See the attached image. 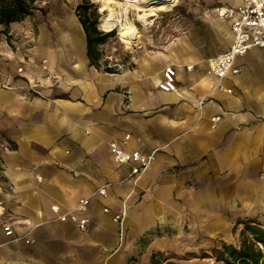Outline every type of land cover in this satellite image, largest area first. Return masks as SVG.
<instances>
[{"label": "crops", "instance_id": "0c3cea01", "mask_svg": "<svg viewBox=\"0 0 264 264\" xmlns=\"http://www.w3.org/2000/svg\"><path fill=\"white\" fill-rule=\"evenodd\" d=\"M242 2L208 6L210 17L133 72L91 66L86 43L40 41L30 56L0 60V142L12 146L0 149V264H150L172 248L186 211L214 228L226 208L264 213V50L236 58L239 74L223 81L232 94L208 71L233 40L232 19L218 13ZM166 67L175 69L176 92L158 88ZM111 142L156 151L154 160L126 181L130 166L114 163ZM103 185L107 197L93 196L85 213L87 231L56 220L51 205L72 209Z\"/></svg>", "mask_w": 264, "mask_h": 264}, {"label": "rangeland", "instance_id": "374dc122", "mask_svg": "<svg viewBox=\"0 0 264 264\" xmlns=\"http://www.w3.org/2000/svg\"><path fill=\"white\" fill-rule=\"evenodd\" d=\"M176 1L173 8L159 11L157 16L148 19L146 24L137 20L136 11L128 9L127 13H124L122 9H117L119 19L127 27H134L137 31L133 42L125 44L120 40L117 28L110 32L101 27L100 20L107 15V12L100 11L102 0H89L94 6L89 10V15L92 17V12L96 9L98 30L113 34L99 47L100 70L110 69L115 73L133 72L141 62L163 56L167 53L169 43L182 38L192 24L210 17L204 14L208 6L221 5V0ZM81 2L82 0H37L32 14L15 23L16 26L14 23L8 27L0 25V60L5 61L3 67L7 66V61L15 60V56H30L31 47L40 41L47 44L52 41L63 44L68 42L69 45L72 43L75 49L83 48L85 34L76 11ZM0 144V149L4 151L12 147L5 140ZM1 160L0 158V173L3 169ZM259 178L264 179V176L260 175ZM210 214L208 213L207 217ZM185 216L182 229L175 227L171 232L178 238L172 248L159 253L162 254V264H215L214 251L222 248L224 244L240 246V232L247 223L253 222L264 229V213L260 208H226L221 213L222 221L216 223L219 224L217 228H214V221L196 222L189 211L185 212Z\"/></svg>", "mask_w": 264, "mask_h": 264}, {"label": "built area", "instance_id": "2783aa9c", "mask_svg": "<svg viewBox=\"0 0 264 264\" xmlns=\"http://www.w3.org/2000/svg\"><path fill=\"white\" fill-rule=\"evenodd\" d=\"M219 16L232 19L231 31L233 40L228 50L208 60V71L209 74L218 80V91L232 94L233 90L226 88L223 85V81L228 74H239L240 69L235 66L236 58L243 57L254 48L264 50V0H243L241 5L236 9L224 12L223 15L220 11ZM187 70H191V67H188ZM17 71L19 73L22 72V68H18ZM175 78V69L173 67H166L163 72V79L160 81L158 88L163 92H176ZM34 93L39 94L38 92ZM219 121L220 116L213 117L211 119L212 127L215 128ZM129 141L130 136H125L123 144L126 145ZM109 150L116 165L130 166V172L125 179L126 181H131L143 173L153 162L154 154L156 153V151H152L150 154H143L139 150L126 151L115 142L109 144ZM38 181H40V178H38ZM107 186H100L92 195L79 199L76 206L72 209H66L61 212L60 207L56 204L51 205L50 209L56 215L58 222L72 223L79 231L85 232L92 225L91 218L85 215L91 198L95 195L106 198ZM103 212L108 214L110 210L105 207ZM112 220L121 225L123 214H115ZM3 231L7 237L14 235L10 223L3 224ZM21 240H24L26 244L31 243V240L27 236H23Z\"/></svg>", "mask_w": 264, "mask_h": 264}, {"label": "trees", "instance_id": "16d2710c", "mask_svg": "<svg viewBox=\"0 0 264 264\" xmlns=\"http://www.w3.org/2000/svg\"><path fill=\"white\" fill-rule=\"evenodd\" d=\"M37 0H0V25L8 27L30 16L35 9ZM94 8L89 0H82L77 6V17L85 34L86 55L89 64L95 68L100 65L99 47L104 45L111 33H103L97 28L96 9L89 15V10ZM108 73H115L110 69ZM1 135V134H0ZM242 241L240 246L224 244L222 248L214 251L215 264H264V229L253 222L246 224L240 232ZM162 254L152 255L150 264H162Z\"/></svg>", "mask_w": 264, "mask_h": 264}, {"label": "bare ground", "instance_id": "6f19581e", "mask_svg": "<svg viewBox=\"0 0 264 264\" xmlns=\"http://www.w3.org/2000/svg\"><path fill=\"white\" fill-rule=\"evenodd\" d=\"M103 4L100 8L101 12H107L100 20L101 27L105 31L118 29L120 40L125 44H131L137 37V31L134 27H127L118 17L117 9H122L124 13L128 9L136 11L137 20L147 23L148 19L157 16L159 11L169 10L173 8L176 0H153L151 3H144L142 0H102ZM121 11V10H120ZM130 11V10H129ZM225 11H222V15ZM108 33V32H107Z\"/></svg>", "mask_w": 264, "mask_h": 264}, {"label": "water", "instance_id": "95a60500", "mask_svg": "<svg viewBox=\"0 0 264 264\" xmlns=\"http://www.w3.org/2000/svg\"><path fill=\"white\" fill-rule=\"evenodd\" d=\"M144 3H151V2H153V0H142Z\"/></svg>", "mask_w": 264, "mask_h": 264}]
</instances>
